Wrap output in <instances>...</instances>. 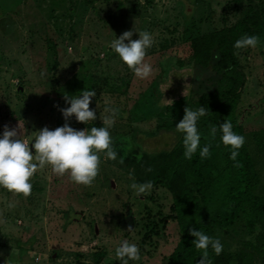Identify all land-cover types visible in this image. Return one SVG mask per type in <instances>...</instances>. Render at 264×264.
<instances>
[{
    "label": "rangeland",
    "instance_id": "1",
    "mask_svg": "<svg viewBox=\"0 0 264 264\" xmlns=\"http://www.w3.org/2000/svg\"><path fill=\"white\" fill-rule=\"evenodd\" d=\"M262 6L264 0H0V127L18 128L35 154V132L64 125L60 109L70 106L65 95L96 92L89 107L97 118L83 124L71 117L69 126L76 130L102 127L104 108L119 109L109 129L117 160L101 153L90 186L76 184L68 174L55 175L46 165L30 179L28 197L0 188V264L7 259L14 264H121L115 249L124 240L140 250V260L129 264H167L180 236L168 218L170 195L155 185L150 194L137 196L120 160L137 147L148 154L169 150L185 107L219 88L216 53L201 67L192 61L189 41L230 27ZM130 30L132 40L141 31L153 39L144 60L152 73L145 79L110 48ZM237 60L240 82L231 115L245 137L252 194L264 196V40L241 50ZM207 128L202 120L197 123L200 135ZM207 142L214 149L215 178L224 185L229 178L224 146L211 138ZM245 224L239 215L210 237L219 238L230 264H264V246L259 249L256 242L259 228L255 224L250 231ZM247 245L257 250L245 261Z\"/></svg>",
    "mask_w": 264,
    "mask_h": 264
},
{
    "label": "trees",
    "instance_id": "2",
    "mask_svg": "<svg viewBox=\"0 0 264 264\" xmlns=\"http://www.w3.org/2000/svg\"><path fill=\"white\" fill-rule=\"evenodd\" d=\"M144 1L147 4L151 2ZM246 34L258 36L260 41L264 40V6L257 11H249L230 27H223L189 41L192 61L205 67L214 51L217 59L213 69L221 75L219 88L214 93L203 94L189 105L192 110L203 106L209 111L197 121L202 120L208 128L206 134L200 135L199 147L192 158L185 159L183 134L175 129L176 140L169 150L148 154L137 147L135 154L123 159L124 167L132 173L135 183L151 181L153 186L163 187L170 195L171 215L168 218L175 221L180 236L168 256L167 264H197L202 256V250H197L193 244L195 238L189 235V228L210 236L215 228L232 226L239 215L243 216L250 231L255 224L258 226L257 248L264 246V196L252 194L250 167L242 147L238 150L236 160L230 159L232 150L230 146L223 145L222 133L219 131V125L227 120L231 122L233 131L240 135V127L231 113L235 108L236 89L240 82V76L236 72L237 55L234 53L243 49L237 50L233 45ZM48 48H51L50 43ZM213 126L217 127L215 138L209 135ZM91 127L86 128L90 130ZM210 138L224 146V160L229 174L224 185L215 178L217 168L214 149L210 147L207 158L200 157V150L204 146H212L207 142ZM148 168L152 171H146ZM247 246V255L243 256L245 261L257 250L252 245ZM208 253L211 264H230L232 261L231 255L226 252L216 255L208 249Z\"/></svg>",
    "mask_w": 264,
    "mask_h": 264
},
{
    "label": "clouds",
    "instance_id": "3",
    "mask_svg": "<svg viewBox=\"0 0 264 264\" xmlns=\"http://www.w3.org/2000/svg\"><path fill=\"white\" fill-rule=\"evenodd\" d=\"M133 30L125 31L119 38H115L111 44V50L117 54L120 60L133 71L138 78L145 79L152 73L150 64L144 63L146 50L152 46L153 39L147 31L138 33V39L132 40ZM127 41V43H125ZM260 43L258 36L244 35L239 38L233 47L237 50L245 48H255ZM234 55H239V51ZM96 96L94 90H84L78 96H64L65 103L69 107L60 109L65 123L61 127L49 130L47 126L35 132L34 143L31 147L35 150L32 154L29 143L20 138L18 128H4L3 136L0 138V188H4L15 194H22L24 197L31 195L32 184L29 182L34 173L43 169L46 165L50 166L53 174L64 176L68 174L70 179L79 185L90 186L99 173L100 154L105 153L109 160H117V151L114 150L113 140L109 129L114 125L115 118L119 109L105 107L107 113L102 119V127H91L89 130H76L69 126V119L75 117L76 121L88 124L94 121L96 113L90 109L89 105ZM172 105L173 101H167ZM203 106L196 110L185 107L183 118L175 128L178 133L183 134V147L185 159H191L196 153L200 144V134L197 129V121L200 117L208 113ZM222 133L221 141L223 145L230 146V159L236 160L238 150L244 145L245 137L233 131L230 121L225 120L219 125ZM217 127L210 129L209 135L215 138ZM211 145H206L200 150V157L207 158L210 155ZM120 163H124L121 159ZM238 166V165H236ZM146 171L151 172L148 168ZM129 178L134 179L132 173ZM130 187L137 196L150 194L153 183L133 182ZM132 228L129 227L128 231ZM189 235L194 237L193 244L197 250H202V256L197 264H211L208 249L211 248L216 255H220L223 250L219 238H213L202 231L189 228ZM115 258L121 264H129V261L140 260V250L134 243L127 240L121 242L115 249ZM5 264H14L7 259Z\"/></svg>",
    "mask_w": 264,
    "mask_h": 264
},
{
    "label": "water",
    "instance_id": "4",
    "mask_svg": "<svg viewBox=\"0 0 264 264\" xmlns=\"http://www.w3.org/2000/svg\"><path fill=\"white\" fill-rule=\"evenodd\" d=\"M5 125H1L0 130L2 131L4 129Z\"/></svg>",
    "mask_w": 264,
    "mask_h": 264
}]
</instances>
